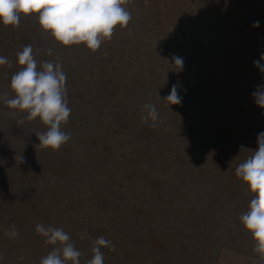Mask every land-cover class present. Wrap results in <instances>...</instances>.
I'll return each mask as SVG.
<instances>
[{
    "label": "rangeland",
    "instance_id": "obj_1",
    "mask_svg": "<svg viewBox=\"0 0 264 264\" xmlns=\"http://www.w3.org/2000/svg\"><path fill=\"white\" fill-rule=\"evenodd\" d=\"M127 8V27L115 26L95 52L62 46L36 14L17 28L0 24V56L11 64L0 66V94L14 95L16 53L30 44L37 60L62 63L71 108L63 128L71 138L53 151L39 145V118L9 116L0 102V264H39L52 246L37 223L68 232L81 264L100 236L114 245L102 249L104 264H260L239 222L252 194L234 171L264 132L252 96L264 83L253 64L264 54V0ZM173 85L181 102L168 106ZM144 103L159 112L155 127L141 123ZM13 224L17 239L3 234Z\"/></svg>",
    "mask_w": 264,
    "mask_h": 264
},
{
    "label": "clouds",
    "instance_id": "obj_2",
    "mask_svg": "<svg viewBox=\"0 0 264 264\" xmlns=\"http://www.w3.org/2000/svg\"><path fill=\"white\" fill-rule=\"evenodd\" d=\"M129 3L130 0H0V24L17 28L22 15L36 14L41 30L62 46L83 44L95 52L103 41L112 38L115 26L127 27L132 19L127 8ZM258 26L259 21L252 25ZM45 52L52 55L51 48L45 49ZM173 60L176 69L181 70L182 58L174 57ZM262 61L264 54L253 64L264 73ZM16 64L19 70L11 75L8 85L14 95L9 97L8 93L0 94V102L13 110L8 113L9 116L19 111L29 121L39 118L46 126V131L34 132L40 147L58 151L71 138V132L63 130L71 113L63 65L58 60H37L30 44L16 53ZM5 65L11 67L8 58L0 56V66ZM252 96L255 104L264 108V83L257 86ZM163 99L168 102V106L181 102L175 85ZM141 113L142 124L155 127L159 122V112L154 104L141 105ZM19 162H23L22 156H19ZM234 174L252 194L247 211L239 216V222L251 234L253 251L258 255L260 264H264V132L257 134V147L238 164ZM35 233L44 238L46 245L52 246L39 259V264H81L83 253L76 248L70 234L63 228L37 223ZM3 234L9 239L19 237L14 224L5 228ZM87 236V232H83L79 238L84 240ZM90 245L92 255L85 264H104L102 249L114 250L112 241L104 236L90 239ZM3 259V255H0V260ZM23 259L21 256L20 260Z\"/></svg>",
    "mask_w": 264,
    "mask_h": 264
}]
</instances>
